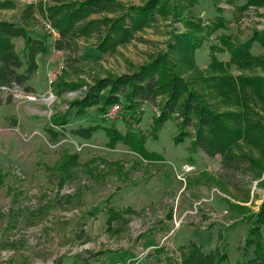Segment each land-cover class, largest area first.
<instances>
[{
	"label": "rangeland",
	"instance_id": "rangeland-1",
	"mask_svg": "<svg viewBox=\"0 0 264 264\" xmlns=\"http://www.w3.org/2000/svg\"><path fill=\"white\" fill-rule=\"evenodd\" d=\"M54 1L82 0H0V21L19 23L28 6ZM116 1L154 13L133 40L114 52L96 48L95 39L79 40L74 54L56 51L38 14L28 26L47 49L36 57L39 71L28 83L34 86V102L26 101L18 87L13 96L0 93V264H86L101 251L113 256L126 246L142 248L140 238L147 241V260L154 251L179 262L180 247L192 242L205 253L224 256L221 264H241L249 215L257 214L264 201V171L253 180L243 163L244 170H223L220 156L191 151L192 137L177 140L174 120L153 136L152 118L159 108L151 103L137 102L132 111L120 97L107 106L102 100L88 102L81 113L70 103L83 98L94 80L132 75L147 66H158L164 77L170 61L216 111L240 103L264 120V5H245L246 0ZM246 42L254 61L240 71L227 48ZM14 43L23 58V41ZM165 54L168 61L161 66ZM215 61L223 67L216 72L256 82L245 90L222 92L208 79L215 75ZM51 72L56 79L49 85ZM113 104L121 112L112 120L104 118ZM89 128L88 139L75 134ZM106 130L127 139L109 145ZM138 148L147 155L140 156ZM219 178L230 184L217 186ZM157 232H167L168 240L158 244L152 239L156 246L151 247Z\"/></svg>",
	"mask_w": 264,
	"mask_h": 264
},
{
	"label": "trees",
	"instance_id": "trees-1",
	"mask_svg": "<svg viewBox=\"0 0 264 264\" xmlns=\"http://www.w3.org/2000/svg\"><path fill=\"white\" fill-rule=\"evenodd\" d=\"M245 5H264V0H246ZM2 7L10 8L9 5ZM153 8L155 11V3L151 4V10ZM149 9V7L128 8L116 0L54 1L46 5L28 6L23 11L19 23L0 21V93H3L2 88L13 87L21 88L27 94L34 92L28 83L37 70L36 57L45 53L47 49L46 41L33 38L28 30V26L34 25L37 14L58 34V38L53 42L54 50L74 54L79 50L78 43L81 39L85 41L95 39L96 48L109 52H114L118 47L128 44L134 39V34L147 25L154 13L149 12ZM16 39L23 41V58L15 50L13 41ZM224 40H227V37L222 38V41ZM250 45L251 43L248 42L228 45L230 62L240 71L248 68L254 61L250 54ZM167 59L168 54L160 57L159 61H163L161 66H164ZM167 64L164 77L165 71L161 72L158 66L154 68L147 66L132 75L94 80L93 86L85 88L84 97L73 100L70 106L78 107L81 113L84 112L83 106L88 102L96 103L102 100L107 106L119 100L120 97L132 111L136 108L137 102L151 103L159 108L158 114L152 118L153 136L166 122L174 120L178 141L192 137L191 151L200 149L211 158L220 156L222 168L227 172L244 170L241 167L243 163L246 165L245 171L249 177L253 180L259 179L264 171V120L240 103L229 106L228 110L216 111L213 109V104L192 89L174 62L168 61ZM216 68L223 70L221 63L215 61V75H211L208 79L215 81L217 87H222V92L223 88L227 93L245 90L248 87L251 88V85L256 82L253 78L247 77H236L234 80L225 72H216ZM233 80L237 83L235 84ZM65 88L68 89L66 86ZM92 130L91 128L78 129L75 134L88 139ZM106 131L107 136L110 137L109 145H115L116 142L127 139V136L122 137L117 133H111L110 130ZM55 135L53 133L51 136L55 137ZM138 144L142 145L140 142ZM136 152L142 157L147 155L140 148ZM216 184L222 188L230 183L219 178ZM258 186L262 187L261 184ZM230 187L238 191L237 186L231 184ZM247 195L248 193L244 198ZM113 214L118 217L116 212ZM249 219L252 220V224L242 253L247 259L245 257V261L241 264H264V201L257 214L253 217L249 215ZM250 247L252 257L249 253ZM180 251L179 262H172V264L225 262V257L218 256L216 251L205 253L192 242L182 246ZM56 264H61V261L59 260Z\"/></svg>",
	"mask_w": 264,
	"mask_h": 264
},
{
	"label": "crops",
	"instance_id": "crops-1",
	"mask_svg": "<svg viewBox=\"0 0 264 264\" xmlns=\"http://www.w3.org/2000/svg\"><path fill=\"white\" fill-rule=\"evenodd\" d=\"M37 71H39V68L37 69ZM30 87L34 89V86H30ZM155 233L153 236H151V247L153 245L156 246L154 243L159 244L168 240L169 236L167 235V232L162 234L161 232H157V234ZM152 239L155 241L154 243ZM137 243L138 244L141 243L142 248H140V246H137V244L136 245L131 244L133 246H131L130 248L126 246L124 249H120L118 252H116L115 255L113 256H107L105 255L106 252L101 251L95 256V258L88 260L86 264H147L149 261H151V264H172V262L165 257H160V256L157 257L154 251H151V260L145 259L146 253L143 249L144 247L143 245H147V241L144 238H140Z\"/></svg>",
	"mask_w": 264,
	"mask_h": 264
},
{
	"label": "built area",
	"instance_id": "built-area-1",
	"mask_svg": "<svg viewBox=\"0 0 264 264\" xmlns=\"http://www.w3.org/2000/svg\"><path fill=\"white\" fill-rule=\"evenodd\" d=\"M44 26L47 27L48 29V34L51 36L52 40L53 39H57L58 38V34L57 32L51 28V26L49 25V23L43 22ZM56 79V73L51 72L48 74L47 76V80H48V84L51 85ZM15 89H17L16 87H13L11 89H7V88H2L1 91L5 94H9L11 96H13L12 93H14ZM23 95L22 97L28 101V102H34L35 98L34 96L24 93L22 92ZM121 112V107L118 104H113L111 105L109 108H107V110L104 112V118L112 120L114 117H116L119 113Z\"/></svg>",
	"mask_w": 264,
	"mask_h": 264
}]
</instances>
